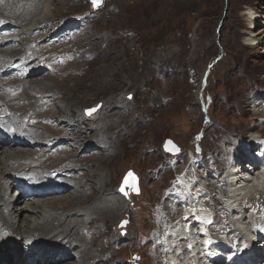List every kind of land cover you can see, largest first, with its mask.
I'll list each match as a JSON object with an SVG mask.
<instances>
[{
    "label": "rangeland",
    "instance_id": "374dc122",
    "mask_svg": "<svg viewBox=\"0 0 264 264\" xmlns=\"http://www.w3.org/2000/svg\"><path fill=\"white\" fill-rule=\"evenodd\" d=\"M54 1L48 2L46 17L51 20L48 25L73 26L77 31L71 37L64 38L55 36L56 28L40 33L45 36L36 42L40 47L35 50L41 52L38 51L39 59L35 65L41 64V73H35L28 79L26 92L29 94L24 95L18 104H23L21 108L24 109L37 98L41 101L39 105L45 104L43 109L36 112L42 120L36 126L37 120L31 119L29 128L28 124L22 125L15 132L26 134L37 129L45 137L44 147L58 146L56 150L53 148L45 152V155L70 149L69 155L56 159L57 163L50 159L43 163L36 161L32 164L36 167L31 168L32 172L41 171L44 178L56 183L58 178L65 176L83 185L88 179L95 182L97 173H87L97 170L99 164L106 162L111 181L104 193L100 190L102 185L97 182L95 187L91 183L83 192L91 201L84 206L74 205V187L66 190L65 198L49 203L46 200L61 195L19 200L21 193L29 194L27 188H23L25 184L22 188H14L11 187L14 182L8 181L11 187L9 199L17 202L19 212L27 204L34 206L35 201L39 202L37 207L46 208L52 214L68 209L60 206V202L67 200L71 201L70 209L86 208L90 214L86 217L90 225L86 227L90 231L81 226V232L89 238L90 243L93 242L88 249L91 257L98 256L96 261L89 258L90 264H161V245L164 243L160 242L164 238L161 232H167L173 242L183 237L177 235L178 238H172L174 230L181 228L182 222H178V217L193 210V201L185 203L184 198L181 199L185 192L190 196L193 194L189 200H196V213L203 206L201 217L204 213H207V217L214 215V223L208 228L212 236H220V223L223 224L221 232L227 226L228 231L233 230V224L229 223L230 208L234 210L244 201L241 198L233 200L231 190H228L230 198L227 196L225 183H222L224 180H221L224 167L220 155L237 139L264 146V41L253 47L244 46L250 31L264 33V24L257 20L253 24L248 15L252 10L264 13V0H103L102 6H94L91 0ZM89 33L93 35L90 40L87 39ZM40 34H35V37ZM24 39V36H20L17 40L22 45L30 41ZM7 44L2 48H9ZM22 45L10 48V53L4 55L24 56ZM13 68L16 70L17 65H13ZM13 68L6 70L8 75H5V70L2 71L0 78L15 75ZM58 68L62 70L58 71ZM38 81L40 85L48 87L53 82L52 89L59 94L52 95L45 89L31 87L32 82ZM67 107L70 112L65 114ZM96 107H100L97 113L88 117L86 111ZM21 114L13 112L11 120L18 121L17 117ZM55 120L59 124H68L66 135L57 137V127L50 129L57 125ZM109 121V129L103 130L102 124ZM77 138L91 139L90 143L95 139L96 144L93 145L96 147L84 151L85 144H77ZM107 138L111 143L107 142L109 149H99L104 147L98 148L97 142ZM168 140L180 147L182 152L178 155L165 152L164 144ZM63 143L71 147L67 144L63 146ZM73 145L83 152L80 156H75ZM94 150L96 154L91 153ZM73 160L79 163L71 164ZM71 166L76 169L70 172L56 170L57 167L69 169ZM128 172H133L138 178V195L133 194L129 187L125 196L120 194V187ZM84 174L88 175L87 180ZM16 183L19 184L18 181ZM210 183L213 185L208 192L205 188ZM259 189L254 188L253 192L261 191ZM111 194L123 196L121 201H117L120 203L118 208L123 204L126 209L119 214L117 222H103L89 209L95 210L99 199ZM256 198H260L258 207L264 212V195L257 194ZM246 201L251 202L250 199ZM24 213L22 216L28 217V222L37 217L31 209ZM240 215L235 214L233 222L237 221L236 226L245 237H249L243 228L247 229L250 222L252 226L255 222L248 218L244 221ZM25 217H18L21 224ZM167 217L173 218L170 224H166ZM20 223L16 224L17 228ZM192 223L190 225L193 227ZM256 225L264 232V226ZM195 227V232L203 230L200 229L202 225ZM12 235L10 239L20 245L25 244V248L29 247L27 244L32 246L37 242ZM238 236L241 239V235H235ZM254 236L259 239L257 249L262 245L264 249V235L256 233ZM10 245L12 250L13 245ZM4 251L0 250V255ZM168 251L176 256L177 259H173L176 264H184L185 258ZM12 253V259H15L16 255ZM243 255L247 256L240 253V257ZM37 257L40 258V255ZM196 257L191 260L194 264L198 263L194 259ZM28 259L31 262L35 258ZM169 259L172 260L171 256ZM262 260H257V264H264V257ZM191 261L185 264H191ZM246 261L249 262L248 259ZM76 262L83 264L84 260L78 258ZM209 262L214 263L213 259H209Z\"/></svg>",
    "mask_w": 264,
    "mask_h": 264
},
{
    "label": "bare ground",
    "instance_id": "6f19581e",
    "mask_svg": "<svg viewBox=\"0 0 264 264\" xmlns=\"http://www.w3.org/2000/svg\"><path fill=\"white\" fill-rule=\"evenodd\" d=\"M48 2L49 0H0V74L2 73V71L5 70V75H8L6 70L13 68V65H17L16 70H14L13 68V70L16 71L15 75L14 74L9 75L8 78H0V131L2 133L0 134V150H1L0 151V250H5L4 254L1 253L0 255V261H2L0 264H4V262L5 264L6 263L7 264L8 263L9 264L12 263L13 264H48L49 262L50 264H78L76 262L78 258L80 260L81 259L84 260L83 264H90L89 262L91 261H89V258H91L90 260L92 261H96L98 259V256L91 257V255L89 254L88 249H90L93 246L92 245L93 242L90 243V241H88L89 238L87 239L86 235L83 234V232H81V228H82L81 226H84L85 228L86 226L90 225V222H87L86 219V217L90 215L86 210V208L76 207L70 209L72 204L71 201L67 200L66 202H60V206H64V208L67 207L68 209H65L64 212L62 213L52 214L51 212L47 211L46 208L37 207V204L39 202L36 203L35 201L34 206H32V204H27L26 207L23 210H20L19 212V209L16 207L17 202H12V200L9 199L10 188L11 187L22 188L23 184H25L26 186L23 188H27L29 194L27 195L26 193L25 194L21 193L19 200L26 198L45 199V198L61 195V197H56L53 199L49 198L50 200H46V202L48 201L49 203H53L51 200L58 201V199L65 198L64 196L66 195L65 194L66 190L70 187H74L76 189L75 193L72 194L75 195L73 200H76L75 201L76 203H74V205L78 204L80 206L81 205L84 206L91 201L87 195L85 196V194H83L85 189H88L91 186V183L92 184L94 183L93 185L95 187L97 182L98 185L99 184L102 185L103 187L100 190L101 192L104 193L105 189L109 186L111 181L110 178L111 175L109 171L110 168L106 162L102 163L101 165L99 164L98 169L94 170L95 172L89 171L87 173L88 175L90 173H97L98 179H96L95 182L94 180L93 181L90 179L87 180L88 175L84 174V179H86L87 182L86 184L83 185H81V183L78 182V180L77 181H75L74 179L68 180V178H65V176L58 178L59 179L58 183H56L54 182V180H48L44 178L42 175L43 172L41 171L34 169L35 171L32 172L31 168H36L32 164H35L36 161H41L43 163L46 160L50 159L49 161L55 160L57 163L58 160L56 159L64 158L62 157V155H69L70 149L66 148L65 150L62 151L60 150L58 152L56 151L52 155H48V154L45 155V152L50 151L53 148H55L56 150L58 146L49 145L48 148L46 146L44 147L43 144L45 145L44 143L45 137L43 136L42 133L36 131L37 129L30 130L26 134L15 132V130L21 129L22 125L27 126V124L30 122L31 119L37 120L35 123H37L38 125L36 126H39L42 120L41 115L36 114L37 110L43 109L45 106V104L39 105V102H41L40 100L36 98L35 102L33 101L34 102L33 104H31L30 106H25L24 109L21 108L23 107L21 106L23 104H18L19 101L21 102L23 100L24 95L29 94L28 92H26L28 91V89L26 88V83L28 82V79L36 75L35 73H41L40 72L41 69L39 70L41 64L37 63V65H35V62L39 59L38 51H40V50L38 51L35 50V48L40 47L36 45V42L43 39L45 36V34L41 35L40 33L44 30H46L47 32L50 30L53 31V29L56 28L55 36L58 38H64L68 36L71 37L76 33L75 31H77L76 28H72L73 26L61 27L59 24L49 26L48 24L51 22V20H49V18L46 17L48 12L47 10ZM249 12H250L248 14L250 18L249 20L253 24L255 20L259 19L258 17L259 15H264V13H260V12L254 13L253 10ZM46 19L48 21H46ZM35 34H40V36L35 37ZM20 36L25 37L23 41H26L28 39L30 41L22 45L17 40L18 37ZM92 38H93L92 33L91 34L89 33L87 39L90 40ZM11 41H14V43L12 44ZM262 41H264V33L261 34V31L260 33L257 31L255 32L250 31L249 36L245 38L244 46L253 47L257 43L262 44ZM44 42L46 43V40ZM7 43H9V48L3 49L2 47H5ZM47 43L49 45L51 44L50 41H47ZM18 44L19 46L22 45L21 46L22 48L21 47L20 48L25 52L24 56L16 57L14 55H10V57L9 56L7 57L6 55H4V53L5 54H8V52L10 53V48L14 49L16 48V46H18ZM33 56L35 57L34 58L35 61H33L32 59ZM57 70L61 71L62 69L58 68ZM41 85L39 81L34 83L32 82L31 87L40 90L45 89L47 90V92H51L52 95L59 94L58 92L55 93L53 91L54 88L51 86V85L54 86L53 82L49 87L48 85H43V84ZM30 88L29 90H31ZM44 98L46 99L47 96H45ZM10 100H12L13 103ZM260 110H262V107L260 108ZM13 112L15 114L17 112H22L21 116L19 117L16 116L18 118V121L11 120V116L13 115ZM68 112H70V109H68L67 107L65 108L64 113L67 114ZM257 115H260V113H257ZM9 118L11 121L8 120ZM96 118L97 117H92L91 119H96ZM27 119L28 121L25 122ZM55 123L57 125H54L50 129L57 127V130H55L57 131V137L58 135L59 136L66 135L67 134L66 131L68 130L69 127L68 124L67 125H64L62 123L59 124L57 120H55ZM109 125H111V121L103 123L101 128L107 131L109 129L108 128ZM29 126L30 124H28V128ZM70 127L72 126L70 125ZM78 138L75 141H78L77 144L78 143L85 144L83 145L84 151L88 149H92L93 146L96 147V145H93L96 144L94 143L95 139L90 143L91 139H78ZM242 141L248 142L246 139ZM107 142L108 144L111 145L108 138L101 139L99 143L97 142L98 148L102 146L104 148H99V149H104V151H107L109 149ZM66 144L71 147V145H69L68 143L65 144L63 143L62 145L64 146ZM2 146L5 147L1 148ZM19 146L21 147L19 148ZM73 147L76 150L75 156L77 155L80 156L83 153L81 150H78L75 147V145H73ZM262 148H264V146ZM257 149L258 148L256 145H254L252 148V150H257ZM91 153L96 154L95 150L92 151ZM261 155H264V151L260 153L259 157H253V156L251 157H253L255 160H259V162L261 161V163L264 164V156L262 159ZM73 162L79 163L78 161L73 160L71 164H73ZM233 162L234 159L232 158L230 163ZM223 163H224V159H223ZM14 164L17 165L15 167H12L14 166ZM223 167L224 168H223L221 180L222 181L224 180V182L222 183H225L224 186L227 189L226 192L227 196L229 197L230 195L229 191L231 190V193L233 194L232 196L234 198L232 196L230 197L233 200L237 198L236 200L238 201V199L241 198V201H244L239 204L240 206L239 205L235 206L234 210L233 208H230L231 210L229 214L230 217L229 220L231 222L229 221V223L230 225L232 224L234 225V226L232 225L233 230L228 231L227 229L229 228L227 226V229H224L225 231L221 232L220 230L223 231V224L220 223V228L217 226L220 229L219 230L220 236L219 237L212 236L208 228H210L214 223L213 222L214 215L213 216L209 215V217H207V213H204L203 216L205 217V220L203 221L204 217L203 216L201 217V210L203 209V206H200L201 209L199 208L200 210L196 213L194 208V204H196V200L194 199L189 200L193 196V194H191L192 196H190L189 194H186V192L184 193L182 191L184 194L181 195V199L184 198L185 203L187 201H193L194 204L191 207V209L193 208V210L192 211L188 210L189 212H186L185 215L183 216L181 215L180 217H178L179 219L178 222L179 221L182 222L180 230L175 229L174 232L171 231L173 232V237H172L173 239L175 238V236L177 238L179 236H183V237H179L178 239H176L177 241L173 242V240L168 238L167 232H161L165 238V239L163 238L162 240L161 238H159L161 240L160 241L161 244L162 242H164L163 245H161V253H162L161 264H176V261L173 260L176 256L170 255V252L168 250H171L175 255H179L185 258L183 259L184 264L190 262L194 256H197L196 258H194L198 260L197 264H207V263L208 264H257V260L263 262L262 260V258L264 257L263 256L264 249H262L263 245L262 247H259V249H257V247L259 246L257 244L259 239H257L258 237L254 236V234L260 233L261 235H264V232H261L260 228H258V226L256 225L259 224L264 226V212L259 210L260 207H258V205H260V203H258L260 198H256L257 194H262V196L264 195V168L257 176L249 177L251 176V174L246 171L248 168H243L245 169V171H242V170H238L235 167H231L230 164L227 165V169L225 168V166ZM68 168L69 169H65L64 167H62V169H59L57 167L56 170L63 172H70V170L76 169L72 166ZM48 171L50 173V170ZM248 177L251 178L252 182H247L245 180ZM8 181L9 182L12 181L14 182V184L11 183V187H9ZM16 181H18L19 183L18 185ZM212 185L213 184L208 186L207 184V187L204 188L207 189L208 191L210 190V187H212ZM94 186L92 190H94ZM183 187L185 188L184 185ZM254 188L255 190L260 188L259 190L261 191L257 190L254 193L253 192ZM247 189H249V191H247ZM214 194H216V192ZM118 196L119 197H116L115 195L111 194L107 198L101 197L100 198L101 200L99 199L100 203L97 205L96 209L95 210L89 209V211L91 212V214H95V216L99 217L103 222L116 221V219L119 217V214L123 213L124 210L126 209V205L123 204L120 206L121 209H119L120 207L118 208L120 203H117V201L119 202L124 198L123 196L120 195ZM249 199L251 200V202L246 201ZM252 200L255 201L252 202ZM231 204L233 205V201L231 202ZM190 206L191 205H189V207ZM55 208L56 207H52V209ZM29 209L33 210V212L36 213L35 215H37L36 219H33L34 221L31 220L30 222L26 221L28 217L26 218L25 216H22L25 214L24 212L28 211ZM247 213H248V217H246ZM235 214H241L242 216L240 215V217L241 219L243 218L244 221H246V219L248 218L250 221L254 220V222L256 223V224L253 223L252 226V222H250L251 224L250 223L249 225L247 224L248 225L247 229L243 228L244 231H246L245 232L246 235L249 236L247 237V239H249V242H247L246 238L241 234V231H238L239 229L237 230L234 228L236 223L233 222L232 217H234ZM249 214H251V219ZM18 217H25L22 224L20 223ZM172 221H173L172 217L171 219L170 217L166 218V224L167 222L168 224H170ZM191 221H193L192 223L194 225L193 227L190 225ZM2 222L5 223L1 224ZM18 223L20 224L17 228L16 224ZM25 224L27 225L26 227H24ZM196 225H202V228L200 229L203 230H200L199 232L198 231L195 232L194 228H197L195 227ZM32 226L34 227L32 228ZM164 226L161 228H164ZM168 227H170V225ZM85 230H88V232L90 231L88 227H86ZM12 234L18 235L23 239L30 238L37 242L34 243L32 246L26 243L27 246L29 247L25 248L26 247L25 244L20 245L16 242H13L10 239L13 236ZM237 234L242 236L241 239H239L240 236L235 237V235ZM46 241L48 242L46 243ZM224 243H227L228 245H225ZM10 244L13 245L12 250ZM12 251L14 252V255H16L15 259L14 258L12 259V254H13ZM25 252L28 253L24 255ZM195 253H197L198 255H196ZM240 253H244L245 255L247 254V256L243 255L242 257H240ZM36 255L37 256L40 255V258L37 257ZM169 256H171L172 258V260L169 259L170 261L168 260ZM28 258H35V259H33L31 262H28L30 260ZM187 259L188 261L186 262ZM201 259L205 263L202 262ZM209 259H213L214 263L209 262ZM247 259L249 260V262L246 261ZM51 261L54 263H52Z\"/></svg>",
    "mask_w": 264,
    "mask_h": 264
},
{
    "label": "water",
    "instance_id": "95a60500",
    "mask_svg": "<svg viewBox=\"0 0 264 264\" xmlns=\"http://www.w3.org/2000/svg\"><path fill=\"white\" fill-rule=\"evenodd\" d=\"M92 2H93V0H92ZM102 4H103V0H101V2L99 3L98 6H102ZM99 108L100 107H96V108H92L91 110H87L86 115L88 117H90V116L96 114L97 111L99 110ZM164 150H165V152L172 154V155H178L181 153V149L170 140L166 141V143L164 144ZM127 187L131 188V191L135 195H138L140 193L138 178L132 172L127 173V175L125 176V178L122 182V185L120 187V192L123 195H126V188Z\"/></svg>",
    "mask_w": 264,
    "mask_h": 264
},
{
    "label": "snow or ice",
    "instance_id": "6c2138e0",
    "mask_svg": "<svg viewBox=\"0 0 264 264\" xmlns=\"http://www.w3.org/2000/svg\"><path fill=\"white\" fill-rule=\"evenodd\" d=\"M100 2H101V0H93V5L98 6Z\"/></svg>",
    "mask_w": 264,
    "mask_h": 264
}]
</instances>
